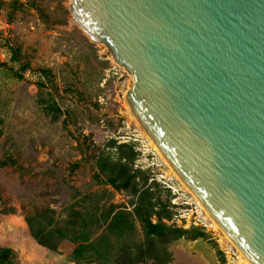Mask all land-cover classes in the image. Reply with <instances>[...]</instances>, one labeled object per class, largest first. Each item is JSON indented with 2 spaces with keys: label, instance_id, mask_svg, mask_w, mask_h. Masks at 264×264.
<instances>
[{
  "label": "rangeland",
  "instance_id": "rangeland-1",
  "mask_svg": "<svg viewBox=\"0 0 264 264\" xmlns=\"http://www.w3.org/2000/svg\"><path fill=\"white\" fill-rule=\"evenodd\" d=\"M70 5L0 0V248L14 252V264H78L70 259L76 245L39 246L25 219L52 210L75 230L87 222L94 236L107 233L104 212L130 213L137 199L106 183L104 159L138 188L147 178L156 211L166 207L163 223L202 234L168 246L173 264H249L129 118L132 77L74 25Z\"/></svg>",
  "mask_w": 264,
  "mask_h": 264
},
{
  "label": "water",
  "instance_id": "water-1",
  "mask_svg": "<svg viewBox=\"0 0 264 264\" xmlns=\"http://www.w3.org/2000/svg\"><path fill=\"white\" fill-rule=\"evenodd\" d=\"M126 101L250 264H264V0H71Z\"/></svg>",
  "mask_w": 264,
  "mask_h": 264
},
{
  "label": "trees",
  "instance_id": "trees-1",
  "mask_svg": "<svg viewBox=\"0 0 264 264\" xmlns=\"http://www.w3.org/2000/svg\"><path fill=\"white\" fill-rule=\"evenodd\" d=\"M126 159L128 158H122ZM123 170H113L103 159L102 174L106 183L137 199L132 204L133 211L130 213L117 211L113 205L104 212L101 227L103 231V225H107V233L94 236L95 233H91L90 228H94L95 224L87 222L80 225L86 230H80V227L75 230L71 223L58 221L55 212L48 210L25 219L34 241L53 252L57 251L59 243L63 241L73 243L76 247L70 259L78 264H173L168 246L183 237L195 240L201 238L202 234L163 223L159 213L163 209L165 211L166 207L161 205V211H156L158 207L153 204L154 193H151L149 187L144 188L147 178L143 177V187L138 188L134 182L135 176H130L128 171ZM67 210L70 211L69 208ZM156 214L159 218L154 224L151 218ZM69 217L68 212L66 218ZM14 259L12 250L0 248V264H14Z\"/></svg>",
  "mask_w": 264,
  "mask_h": 264
},
{
  "label": "bare ground",
  "instance_id": "bare-ground-1",
  "mask_svg": "<svg viewBox=\"0 0 264 264\" xmlns=\"http://www.w3.org/2000/svg\"><path fill=\"white\" fill-rule=\"evenodd\" d=\"M128 116L131 120L135 121L137 123V125L140 127L141 129V132L143 133V135H145L149 142H150V145L153 149H155L159 155L161 156V158L165 161L167 167H168V170H169V174L171 175H174L178 180L179 182L181 183V185L192 195V197L197 201V203L201 206L202 210L204 211V213L206 214V216L215 224V227L218 228L221 233L223 234L224 236V239L229 242L230 244H232V246L235 247V245L232 243V241L229 239V237L220 229V227L215 223V221L209 216V214L207 213V211L205 210V208L202 206V204L196 199L195 195L190 191V189L181 181V179L178 177V175L175 173V171L172 169V167L169 165V163L167 162V160L164 158V156L162 155V153L159 151V149L157 148V146L155 145V143L151 140V138L147 135V133H145V131L142 129V127L139 125L137 119L135 118V116L133 115V113L131 112L130 108H128ZM235 249L239 252V254L243 256V254L239 251V249H237L235 247ZM245 261H247V259L244 257ZM249 263V262H248ZM250 264V263H249Z\"/></svg>",
  "mask_w": 264,
  "mask_h": 264
},
{
  "label": "built area",
  "instance_id": "built-area-1",
  "mask_svg": "<svg viewBox=\"0 0 264 264\" xmlns=\"http://www.w3.org/2000/svg\"><path fill=\"white\" fill-rule=\"evenodd\" d=\"M166 188L169 189V190H173V192H174L173 196H176L175 194H177V191L175 189L171 188L170 186H166ZM185 205L188 206L187 204H185ZM179 221H181V220H179ZM198 221L200 222V220H198Z\"/></svg>",
  "mask_w": 264,
  "mask_h": 264
}]
</instances>
